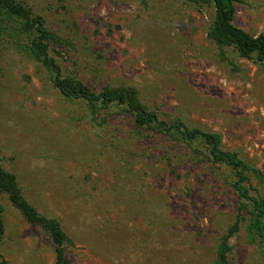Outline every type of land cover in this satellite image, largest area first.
Masks as SVG:
<instances>
[{
	"label": "rangeland",
	"instance_id": "obj_1",
	"mask_svg": "<svg viewBox=\"0 0 264 264\" xmlns=\"http://www.w3.org/2000/svg\"><path fill=\"white\" fill-rule=\"evenodd\" d=\"M17 1L57 36L49 54L64 76L94 91L134 86L161 119L218 132L224 149L264 176V60L208 38L211 4ZM235 9L236 26L264 33V0ZM31 37L19 19L0 17V166L32 206L59 221L69 264H214L238 206L228 168L202 147L136 128L121 107L65 98L33 56ZM0 206L7 264H54L47 233L3 192ZM243 216L229 262L264 264Z\"/></svg>",
	"mask_w": 264,
	"mask_h": 264
},
{
	"label": "trees",
	"instance_id": "obj_2",
	"mask_svg": "<svg viewBox=\"0 0 264 264\" xmlns=\"http://www.w3.org/2000/svg\"><path fill=\"white\" fill-rule=\"evenodd\" d=\"M199 5L211 4L213 8L212 24L207 36L218 46L233 47L241 57L264 60V33L252 35L236 26L235 6L241 0H185ZM9 15L21 22V30L31 33L30 45L33 56L51 73L54 87L68 99H82L91 107L107 109L110 106L123 108L133 119L138 129L150 130L167 137L173 142L188 145L193 151L202 147L208 160L218 166L228 168L231 174V186L237 197V212L234 221L220 237L215 251L214 264H230L228 254L231 250L229 239L237 233L244 220L243 212L249 216L247 230L260 243L264 252V176L260 171L241 158L237 152L223 148L218 132L207 131L188 126L183 120L174 118L163 120L158 113L149 109L139 98L134 86L103 87L94 91L82 81L64 76L60 66L49 54V45L57 41V36L49 31L44 20L34 15L17 0H0V17ZM256 179L258 186H255ZM0 192L7 195L12 206L31 224L39 226L49 236L54 245V264H69L66 257L67 235L59 221L40 213L22 195L16 176L0 166ZM3 210L0 206V239L4 232ZM0 264H7L0 253Z\"/></svg>",
	"mask_w": 264,
	"mask_h": 264
}]
</instances>
